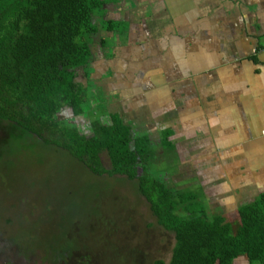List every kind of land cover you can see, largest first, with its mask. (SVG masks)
I'll return each instance as SVG.
<instances>
[{"label": "trees", "instance_id": "16d2710c", "mask_svg": "<svg viewBox=\"0 0 264 264\" xmlns=\"http://www.w3.org/2000/svg\"><path fill=\"white\" fill-rule=\"evenodd\" d=\"M109 1L0 0V125L8 121L5 130L14 133L8 141L31 134L43 145L67 150L96 175L137 179L158 223L175 236L170 261L156 264H234L239 257L264 264V190L232 216L210 214L201 195L179 192L168 184L167 172L152 171L157 150L149 133L115 111L103 120L106 110L94 118L93 36L101 29L127 32L106 18ZM67 107L76 117L92 116L90 128L61 118ZM173 135L172 129L163 130L160 140L175 153ZM104 151L110 169L103 166ZM137 244L125 250L126 260L147 264V244ZM54 259L57 264H112L89 249Z\"/></svg>", "mask_w": 264, "mask_h": 264}, {"label": "crops", "instance_id": "0c3cea01", "mask_svg": "<svg viewBox=\"0 0 264 264\" xmlns=\"http://www.w3.org/2000/svg\"><path fill=\"white\" fill-rule=\"evenodd\" d=\"M106 10L127 32L93 36L95 86L111 87L101 102L156 135V150H166L160 134L172 129L178 143L198 137L205 156L221 152L226 166L246 165L249 181L237 169L235 183L228 179L239 184L234 204L216 181L203 196L210 214L234 215L260 193L248 165L264 164V0H111Z\"/></svg>", "mask_w": 264, "mask_h": 264}, {"label": "rangeland", "instance_id": "374dc122", "mask_svg": "<svg viewBox=\"0 0 264 264\" xmlns=\"http://www.w3.org/2000/svg\"><path fill=\"white\" fill-rule=\"evenodd\" d=\"M97 82L102 84L99 79ZM103 90L97 88L92 98L93 103H101L94 118L107 105L101 102L106 94ZM149 106L151 114L156 102ZM85 118L84 123L94 121L92 116ZM78 119L83 127L82 118ZM7 125L8 121L0 125V264H57L55 255L61 253L67 258L76 249L102 254L112 264H134L127 262L125 250L138 242L147 244V264L170 261L174 233L158 223L137 179L107 173L96 175L67 150L43 145L31 134L10 144L9 136L14 133L5 130ZM197 138L181 139L175 153L157 150V157L151 162L152 171L163 175L167 172L166 180L174 189L197 192L202 198L211 190L212 181H216L218 188L222 186L229 196L225 202L234 204L240 195L239 184L232 186L230 182L235 183L236 169L243 171L239 173L244 176L247 166H226V154L221 152L217 154L223 162L213 155L214 151L205 157L206 150L195 143ZM225 153H229L227 157L236 154L235 150ZM101 160L106 169L111 168L106 151ZM177 161V165H172ZM248 166L254 171L252 178L257 190L263 191L264 164ZM243 178L249 181V177ZM255 186L250 192L252 196ZM116 230L122 235L114 236L112 231Z\"/></svg>", "mask_w": 264, "mask_h": 264}, {"label": "flooded vegetation", "instance_id": "af4514ba", "mask_svg": "<svg viewBox=\"0 0 264 264\" xmlns=\"http://www.w3.org/2000/svg\"><path fill=\"white\" fill-rule=\"evenodd\" d=\"M96 83L94 82V85H95ZM95 93H97V92H95ZM92 102V104H93V107H96L95 109H94V112H96V111H98V110H100V105H101V103H98V105L97 104H95V103H93V100L91 101ZM104 103H106V102H102V104H104ZM107 104V103H106ZM102 109H104V110H106V114L104 113H102V116H101V119L103 120V119H105V118H107L105 115H107L108 114V112H110V108H109V106L108 105H106L105 107H103ZM96 110V111H95ZM63 112H65V113H73V109L71 108V107H67V108H65L64 110H62L61 111V113H63ZM75 115V114H74ZM81 117V116H80ZM82 118V124H83V127L85 128L86 126V128L88 129V128H90V126H88V123H84V122H86L85 121V117L84 116H82L81 117ZM70 119H73L72 121H76L77 123H79V119L78 118H75V116H73V117H70ZM69 119V120H70ZM82 126V125H81ZM121 176H123V175H121Z\"/></svg>", "mask_w": 264, "mask_h": 264}, {"label": "water", "instance_id": "95a60500", "mask_svg": "<svg viewBox=\"0 0 264 264\" xmlns=\"http://www.w3.org/2000/svg\"><path fill=\"white\" fill-rule=\"evenodd\" d=\"M66 114H67V113H65V112L60 113V117L63 118V119H67V118H70V117L75 116L74 113L67 114V116H66ZM75 118H78V117L75 116ZM75 122H76V121H75Z\"/></svg>", "mask_w": 264, "mask_h": 264}]
</instances>
